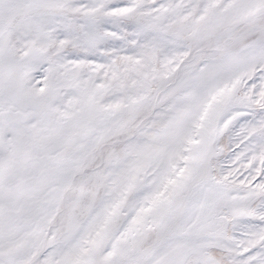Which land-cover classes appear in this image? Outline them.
<instances>
[{
  "label": "snow or ice",
  "instance_id": "snow-or-ice-1",
  "mask_svg": "<svg viewBox=\"0 0 264 264\" xmlns=\"http://www.w3.org/2000/svg\"><path fill=\"white\" fill-rule=\"evenodd\" d=\"M0 264H264V0H0Z\"/></svg>",
  "mask_w": 264,
  "mask_h": 264
}]
</instances>
